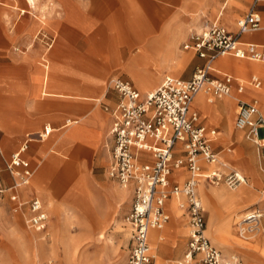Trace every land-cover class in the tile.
Segmentation results:
<instances>
[{
    "label": "crops",
    "instance_id": "obj_1",
    "mask_svg": "<svg viewBox=\"0 0 264 264\" xmlns=\"http://www.w3.org/2000/svg\"><path fill=\"white\" fill-rule=\"evenodd\" d=\"M46 1L54 4L57 11L47 19H38L36 23L29 19L26 30L31 32L42 25L53 35L54 42L47 56L40 58L37 48L26 53L4 52L3 48H0V188L4 189L11 186L13 181L7 186L1 183L3 180L16 178L6 169L4 156L13 153L15 148L19 149L27 139H24L26 133L36 134L45 127L50 131L43 139L28 137L23 153L26 151L30 161L21 153L22 160L32 173V165L36 159L39 161L35 167L36 172L40 164H43L36 174V179L53 180L55 187L61 189L66 181L73 178L72 173L76 170L87 166L91 174L88 178H95L97 171H105L110 163L112 144L109 134L112 116L108 108L118 98L116 91L109 86V80L115 77L126 80L143 95L146 92H141L136 85L142 87L143 82L149 84L151 79L146 77L148 71L156 72L157 78L165 72L178 75V66L186 64L180 76H171L191 78L194 69L203 63V59L194 51L182 48L188 25L193 20L189 19L190 11L197 9L200 13L206 11L207 14L214 15L215 9L218 8L212 19L207 18L202 20L203 22H195L194 25H202L205 21L216 19L228 31L235 32L237 20L252 9L260 16V27L240 38L244 42L264 47V1L254 5L252 0ZM7 43L8 38L4 40V44ZM185 51H192L197 56L196 61L199 64L194 68L188 64ZM223 56L213 61L211 76L220 78L224 74L231 75V94L216 98L200 90L195 95L196 99L194 97L191 109L197 111L199 124L214 128L221 137L226 138L230 135L232 116L234 112L236 115L239 100H255L264 113V62L233 55H226L227 58ZM252 76L258 77V87L250 83ZM214 123L216 127L210 126ZM232 125L234 128V120ZM217 136L218 134L214 141H217ZM236 137L240 140L239 132H236ZM219 151L221 154L225 148ZM224 154L223 158L231 165ZM260 160L261 158L259 162ZM246 162L256 170L252 174L256 185H250L255 188L257 182L262 181V176L255 167L253 155L252 159H246L243 164L246 165ZM260 168L264 172V169ZM173 175L178 181H184L187 177L183 170L175 171ZM84 178V175L79 177ZM245 178L246 184L241 186L249 185L246 176ZM26 185L15 191L5 192L10 193V199L15 194L18 200ZM90 190L96 200L93 190ZM127 191L132 193V185L124 189L109 181H105L99 189L112 206L117 200H122ZM251 194L250 189H239L236 196H222L234 203L236 200L244 201L250 198ZM262 195L260 201L264 200V194ZM33 198L41 201L33 195L27 201ZM261 205L264 207V204ZM168 206L173 210L175 217H172ZM165 210L172 220L164 232L177 241L174 252L169 251L168 244L161 242L164 237L159 242L155 236L154 239L160 245L158 251L161 258L175 262L183 256L186 249V227L182 223L180 225V222L184 218L187 221V215L184 209L177 206L174 197L166 201ZM213 220L206 215L205 233L216 245L211 223L207 226V223ZM44 227L45 224L35 230H42ZM156 233L154 231L153 235ZM160 233L162 234V230ZM218 240L221 239L218 237ZM149 243L151 244V238ZM153 249L157 258L156 248Z\"/></svg>",
    "mask_w": 264,
    "mask_h": 264
},
{
    "label": "built area",
    "instance_id": "obj_2",
    "mask_svg": "<svg viewBox=\"0 0 264 264\" xmlns=\"http://www.w3.org/2000/svg\"><path fill=\"white\" fill-rule=\"evenodd\" d=\"M260 1L264 0H252V4ZM259 27V14L249 9L237 20L235 32L228 31L216 19L189 29L182 48L194 51L203 59L189 79L165 75L155 89L143 95L126 80L118 77L109 80L118 98L108 108L112 116L109 130L112 144L107 174L123 188L132 185L131 205L126 216L130 225L126 264H156L150 252L149 230L162 229L169 221L165 204L170 197L185 210L188 226L186 249L176 264H242L237 255L224 254L205 234L206 211L198 185L200 182L224 184L234 189L246 184V178L213 146L216 130L199 124V115L191 105L200 90L216 98L231 94V75L211 76L212 63L217 57L233 55L264 62V47L240 38ZM36 38L46 50L54 42L53 35L46 32L39 31ZM250 83L255 87L260 85L256 76L251 77ZM234 128L244 132L245 138L256 145L258 157L264 160V113L255 100L237 102ZM48 130L45 127L43 132L36 133L37 138L43 139ZM26 143L27 139L5 161L6 169L16 178L8 188H0V193L15 191L29 183L32 171L21 158ZM225 150L230 152L231 148ZM175 169L187 173L184 181H171ZM11 199L17 201L15 211L22 208L15 194ZM26 204L29 214L25 224L35 229L43 227L47 213L41 201L33 198ZM263 217L261 208L245 211L235 223L238 236L247 238L255 233Z\"/></svg>",
    "mask_w": 264,
    "mask_h": 264
},
{
    "label": "rangeland",
    "instance_id": "obj_3",
    "mask_svg": "<svg viewBox=\"0 0 264 264\" xmlns=\"http://www.w3.org/2000/svg\"><path fill=\"white\" fill-rule=\"evenodd\" d=\"M20 11H25V13L20 15ZM56 11V6L47 3L46 0H0V48L2 47L4 52L13 51L15 53H26L37 48L40 58H45L51 48L46 50L40 41L35 39V36L39 31L52 34L42 25L34 28L31 32H28L26 27L29 19L36 23L38 19H47ZM217 11L218 8L215 9V14ZM215 14L209 15L206 11L200 13L197 9L190 11L189 19L193 20L188 25L187 32L191 28L201 26L200 24L195 26L194 24L197 22L207 18L212 19ZM6 38L9 40L7 45L4 44ZM185 53L189 65H193L194 68L195 65L199 64L196 61L197 56L192 51H185ZM223 58H227V56ZM185 65L178 66V75L165 72L157 78L156 72L148 71L146 77L151 80H149V84L143 82L142 87H138L132 80L141 92H148L155 89L165 75L180 76ZM147 86L148 88H146ZM234 117L235 112L232 116L229 137L223 138L217 133L218 138L217 141H213V146L217 150L231 148L230 152L225 150L221 152V155L226 152L224 154L226 159L247 177L249 185H238L231 189L224 184L215 186L200 182L202 186H198V191L207 218L215 220L208 222L207 226L211 223L215 244L222 252L237 255L242 264H264V217L259 225L262 232L256 231L247 238L239 237L236 232L235 223L245 211L255 207L264 211V207L261 205L264 204V200L260 201V196H263L262 193L264 194V172L261 171L260 167L264 169V162H262L263 159L259 162L260 158L256 145L245 139L243 132L233 128ZM210 126L216 127V124ZM236 132L240 133V140L236 137ZM26 134L24 139L29 136L37 138L36 134ZM10 155L11 153L5 155V159L7 160ZM252 155L255 167L262 176V181L259 180L255 188L256 182L253 180L252 174L256 170L247 162L246 165L243 164L246 159H252ZM23 157L30 161L26 151L23 153ZM38 164L39 161L36 159L32 165L34 171L29 183L18 199V202L22 203L21 209L14 210L17 201L10 199L8 191L0 193V264H125L130 244V225L126 216L132 193L127 191L122 200H117L113 204L114 206L109 205L110 203L105 200L102 192H99L100 186L105 181L112 182L119 188L120 185L108 177V166L105 171H97L94 175L95 178H88L91 177V174L87 166L76 170L72 173L73 178L66 181L63 188L57 189L53 180L36 179V174L43 165L40 164L36 172L35 167ZM81 175H84L85 178L79 179ZM12 181L10 178L1 183L9 186ZM171 181L176 180L171 176ZM251 184L254 186H250ZM90 188L93 190L96 200H94ZM239 189L252 190L250 198L244 201L236 200L234 203H230L224 198L226 194L238 195ZM222 194L224 195L222 196ZM32 195L41 199L47 211L48 218L45 227L38 231L25 224V219L29 214L26 201ZM168 208L170 207L168 206ZM171 211L172 217H175L172 209ZM172 217L162 228L164 239L161 242L168 244L169 251L174 252L177 241L164 232ZM181 223L185 225V233L188 235L186 219L184 218L180 225ZM218 237L221 240H218ZM152 246L154 247L153 243ZM156 251V264L170 263L163 257L161 258L158 249Z\"/></svg>",
    "mask_w": 264,
    "mask_h": 264
},
{
    "label": "bare ground",
    "instance_id": "obj_4",
    "mask_svg": "<svg viewBox=\"0 0 264 264\" xmlns=\"http://www.w3.org/2000/svg\"><path fill=\"white\" fill-rule=\"evenodd\" d=\"M20 14H24V11H20ZM224 56H226V55H224ZM223 56V57H224ZM203 94V93H202ZM195 97V96H194ZM195 99H196V97H195ZM194 100V99H193ZM193 102V101H192ZM47 129H49L48 127H47ZM50 131V129L48 130V132ZM43 132V131H42ZM28 134V133H27ZM29 134H33V133H29ZM48 135V134H47ZM30 137H32V136H29V138ZM45 137H46V135H45ZM29 138H27V140L29 139ZM15 152V151H14ZM179 170H182V169H175L173 172H172V177L176 180V181H178V179H177V177H175L174 175H173V173L175 172V171H179ZM184 171V170H183ZM179 182V181H178ZM58 185V184H57ZM242 185H245V184H242ZM121 187V186H120ZM123 188V187H122ZM125 189V188H124ZM121 191V190H120ZM122 192V191H121ZM161 230H163V229H150L149 230V242H150V238H151V242L153 243V245H154V248H156V249H159V244H157V242H156V239H154V236H155V238H157V240H158V242L159 241H161L162 239H163V235L160 233V231ZM154 231H156L157 233L155 234V235H153L154 234ZM262 232V230H261V228H259L258 227V229H257V232ZM207 232V231H206ZM206 234V233H205ZM151 243V244H152ZM150 244V252H151V254L155 257V259H156V253H155V251H154V249H153V247H152V245ZM176 261V260H175ZM156 263H157V260H156ZM170 264H176V262H172V261H170Z\"/></svg>",
    "mask_w": 264,
    "mask_h": 264
}]
</instances>
